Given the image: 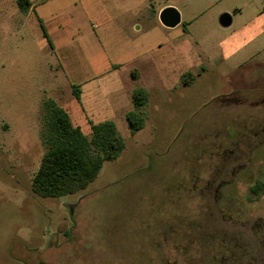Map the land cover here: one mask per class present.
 Instances as JSON below:
<instances>
[{
	"label": "rangeland",
	"instance_id": "374dc122",
	"mask_svg": "<svg viewBox=\"0 0 264 264\" xmlns=\"http://www.w3.org/2000/svg\"><path fill=\"white\" fill-rule=\"evenodd\" d=\"M251 1L234 26L250 42L262 30L261 0ZM5 46L0 264H264V192L251 193L264 183L261 57L211 62L190 87H151L144 128L118 126L120 157L85 190L43 198L32 179L46 151L44 102L62 76L32 43Z\"/></svg>",
	"mask_w": 264,
	"mask_h": 264
},
{
	"label": "crops",
	"instance_id": "0c3cea01",
	"mask_svg": "<svg viewBox=\"0 0 264 264\" xmlns=\"http://www.w3.org/2000/svg\"><path fill=\"white\" fill-rule=\"evenodd\" d=\"M28 1L24 11L18 0H0V49L7 44L18 53L32 43L45 55L49 72L62 76L51 89L54 101L73 124L77 119L74 126L84 134L85 129L92 133L91 122L112 121L117 128L127 122L137 88L149 97L151 87H190L211 62L240 65L258 55L264 63V0L254 23L262 30L251 42L239 26L234 28L251 0ZM168 7L180 13L173 28L160 20ZM224 14L232 18L229 26L220 22ZM188 72L195 79L185 86L181 79ZM74 86L80 87L79 98Z\"/></svg>",
	"mask_w": 264,
	"mask_h": 264
},
{
	"label": "trees",
	"instance_id": "16d2710c",
	"mask_svg": "<svg viewBox=\"0 0 264 264\" xmlns=\"http://www.w3.org/2000/svg\"><path fill=\"white\" fill-rule=\"evenodd\" d=\"M18 1L25 11L29 1ZM133 77L137 79L135 73ZM194 79L195 74L188 72L182 76L181 83L187 86ZM74 94L80 97L79 86H74ZM148 99L145 89L137 88L132 93L134 110L126 114L132 135L145 126L142 109ZM44 107L42 142L46 151L32 179V191L43 198L76 194L96 180L106 161H115L120 157L125 141L112 121L91 122L92 135L89 138L80 127L74 126L68 113L54 100H46ZM263 192L262 182L258 181L251 187V193L257 197Z\"/></svg>",
	"mask_w": 264,
	"mask_h": 264
},
{
	"label": "water",
	"instance_id": "95a60500",
	"mask_svg": "<svg viewBox=\"0 0 264 264\" xmlns=\"http://www.w3.org/2000/svg\"><path fill=\"white\" fill-rule=\"evenodd\" d=\"M160 20L166 27L173 28L180 23V13L173 7L164 9L160 14ZM220 22L223 26H229L232 22V18L229 14H224L220 18ZM73 209L71 208V212Z\"/></svg>",
	"mask_w": 264,
	"mask_h": 264
}]
</instances>
